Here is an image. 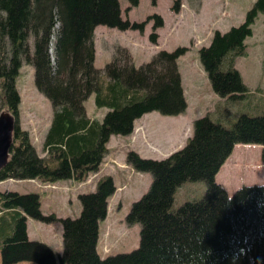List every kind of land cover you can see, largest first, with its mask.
I'll list each match as a JSON object with an SVG mask.
<instances>
[{"label": "trees", "instance_id": "trees-1", "mask_svg": "<svg viewBox=\"0 0 264 264\" xmlns=\"http://www.w3.org/2000/svg\"><path fill=\"white\" fill-rule=\"evenodd\" d=\"M127 2L126 10L139 0ZM177 6L175 2L171 10L176 12ZM261 13L264 0H255L241 24L214 32L209 44L198 50L210 88L220 98L240 100L249 94L234 60L245 55V39ZM147 20H153L152 29L163 25L156 14L141 22L122 20L117 0H0V113L5 111L14 120L0 182L83 181L97 172L108 153L110 136L129 135L134 120L148 112L164 116L184 112L176 66L184 48L160 51L138 68L120 67L116 59L102 69L93 67L96 26L142 34ZM148 39L155 43L157 36L151 33ZM22 64L33 67L34 86L53 110L43 140L44 157L38 156L28 132L19 125L15 84ZM90 95L96 108L108 109L101 121L90 120L85 113L83 103ZM220 113L223 121L209 115L195 119L184 147L165 159L126 154L133 170L151 176L148 190L125 216L127 225H139L138 248L103 259L98 256V224L115 192L112 178L101 176L93 192L77 195L81 210L73 219L44 215L37 194L0 192V264H264V185L241 186L228 195L215 181L235 144L261 145L264 166V106L261 115L240 114L230 127L224 124L228 111ZM185 181L204 182L205 194L171 210L174 192ZM28 218L61 225L60 256L27 239Z\"/></svg>", "mask_w": 264, "mask_h": 264}, {"label": "rangeland", "instance_id": "rangeland-1", "mask_svg": "<svg viewBox=\"0 0 264 264\" xmlns=\"http://www.w3.org/2000/svg\"><path fill=\"white\" fill-rule=\"evenodd\" d=\"M117 1L122 20H127L130 23L141 22L148 19V16L156 14L163 20V25L160 28L152 29L153 20H147L142 34L135 30L96 26L93 32V67L102 69L106 64L116 59V63H119L120 67L126 68L133 65L138 68L150 62L160 51L171 52L176 48H184L186 51L176 60L179 76L183 74L188 81L194 82L195 89L205 94L204 91L206 87L210 89V84L208 79H203L204 72L199 62L198 50L209 44L214 32L224 33L229 28L241 24L255 0H139L136 6L128 10H126L127 0ZM175 2L178 4L176 12L171 10ZM218 20L221 21L216 24ZM251 30L252 36L245 39L248 53L235 57L234 60V68L238 70L239 74L241 73L240 77L242 76L244 85L248 84L251 88L250 93L240 100H225L217 95L215 97L217 99L214 101H211L208 95L205 99L200 97L201 100L207 99L210 102H215L211 105V109L215 113L218 114L222 110L228 111L229 114L224 119V124L228 127L236 121L240 114L256 116L263 112L264 13L257 15ZM54 31L55 34L51 37L49 44L51 55L57 25L54 27ZM151 33H155L157 36L155 43H151L148 39ZM118 50H123V52ZM195 65L201 67L200 72L195 69ZM15 86L20 96L18 116L20 128L28 132L30 143L37 154L44 157L43 140L52 119L51 104L35 88L32 66L22 64ZM207 94L211 96V92H207ZM88 98L91 102L94 95H90ZM89 103L86 100L83 103L84 108ZM107 111L108 109L104 107L95 109L90 106L88 111L85 110V113L87 112L91 117L89 119L100 121ZM150 113H145L146 120H140L139 125L133 126L129 135L122 136L121 139H111L108 153L100 163V169L89 174L83 181L64 180L57 184H41L33 179H7L0 183V191L37 194L43 214L48 216L54 213L59 218L72 219L78 217L81 210L77 197L72 198V196H77L80 192H93L94 185L101 176L114 177L120 188L123 185V190L119 192L117 189L115 195L110 197V202H107L106 217L99 222L97 253L99 256H105L106 254L102 252H109L110 254L106 256H112L135 250L139 245V225H127L125 216L129 212L131 204L148 190L151 176L149 173L132 170L126 163V154L133 151L141 158L162 160L177 151L179 147L177 138L179 134L172 136L171 140L163 139L169 129L159 122L152 123ZM242 149H245V152L239 157L241 164L244 165L247 161L261 162V145L254 144V146ZM261 171L263 179L259 177L260 169H258L256 181L252 184H264V167ZM235 185L238 187H233L234 183H231L228 192L226 191L229 195L242 186L241 183L239 185L235 183ZM205 190V184L202 181L183 182L174 192L171 210L178 209L184 202L200 200L204 196ZM56 195H63L66 199L72 198L73 201L71 203L63 202L60 199L53 201L52 197L57 199ZM52 224L54 229L45 226L46 224H41L42 226L39 225L38 228L30 230V237L45 245L51 242L60 246L61 233L58 235L55 227L61 229V225L59 223ZM50 230H55L54 233L51 231L53 237ZM47 246L49 247V245ZM61 250L62 247L59 252ZM24 264L33 263L25 262Z\"/></svg>", "mask_w": 264, "mask_h": 264}, {"label": "crops", "instance_id": "crops-1", "mask_svg": "<svg viewBox=\"0 0 264 264\" xmlns=\"http://www.w3.org/2000/svg\"><path fill=\"white\" fill-rule=\"evenodd\" d=\"M220 21L221 20H218L216 24L220 23ZM245 44H246V42H245ZM247 49L248 48L246 46L245 55L248 53ZM195 69H198V71L200 72L201 67H199V65H195ZM203 74H204L203 79L206 80L207 76H206L205 72ZM180 78H181L180 82H181V87H182V91H183V96H184V99L186 102L185 111L183 113L175 115V116H163L157 112H151L149 115V116H151L150 121L152 123L153 122H156V123L159 122L160 124L165 125L166 126L165 128L169 129L165 133L166 135L163 139L171 140V139H173L172 136L179 134V137H177L178 141H179V143H178L179 147L177 148V150L182 148L186 144L187 139L192 136V122L195 119L200 118V117L204 116L205 114H208L209 117L214 121H218V120L223 121L222 120V113L217 114V113H215V111H212V109H211V105L214 104L215 102H210L207 99H206L207 101L201 100V99H205L206 95H208L210 97L209 99L211 101H214L217 99V98H215L217 96H216V94H213V91L211 90L210 85H209L210 89H207V87H206V89L204 91L205 94H203L202 92L198 91V89H195L194 88V82L188 81L187 77H184L183 74H182V76H180ZM241 78H242V76H241ZM245 85L247 86L249 93H250L251 88L248 86V84H245ZM195 90H197V91H195ZM207 92H211V96L209 94H207ZM200 97H201V99H200ZM87 102L88 103L90 102V98L87 99ZM89 104L91 107H94L95 109H97L94 105V98H92V101ZM89 104L85 107V110H87V111H88V107L90 108ZM99 109H101V108H99ZM86 115L88 118H91L90 116H88L87 112H86ZM142 116L139 117L138 119L134 120L133 126L139 125L140 120H146V118H147L146 115L144 114ZM121 137L122 136H110L108 143H107V149H109V144L111 143V139H115V138L121 139ZM249 146H254V145L235 144L231 154L225 160V162L219 168L218 172L215 175V181L219 185H221L222 188L225 189L227 192H228V189H229L231 183H234L233 187L236 186L235 183H237L238 185L240 183H241V185H251L252 183H254L256 181V176H257L256 171L258 169H260L259 177L261 179H263V172L261 171L262 164L260 162L253 163V162L247 161L244 165L240 163L239 157L244 155V152H245V149L243 150L242 148H244V147L248 148ZM248 154H250V153L248 152ZM39 156L42 157L43 155L40 154ZM99 169H100V166H99ZM112 179H113L115 187L119 186L117 184V182L114 180V177H112ZM236 187H238V186H236ZM80 193H83V192H80ZM114 195H115V193L112 195V197ZM74 197H76V196H72V198H74ZM52 198H53L52 199L53 201H58L59 199L63 202L68 201L71 203L73 201L72 198L66 199L63 195H56L57 199H55L54 197H52ZM110 199L111 198L108 199V203L110 202ZM41 224L45 225L43 223L36 222L32 219H29V218L27 219V221H26V226H27L26 233H27V239L29 241H35L34 238L30 237V230L38 228L39 225H41ZM45 226L51 227V229L53 228V224L45 225ZM55 230L57 231V234L60 235L61 229H59L58 227H55ZM55 230H50V234H52L51 235L52 237H53V233ZM51 231H53V233H51ZM98 238H99V236H98ZM48 243H47V245H49V247L57 255H59L61 253V251L59 252L61 244L59 246V245H55L54 243H51V242H48ZM97 249H98V242L96 245V250ZM100 257L103 258L105 256H100ZM24 263L25 262H20V264H24Z\"/></svg>", "mask_w": 264, "mask_h": 264}, {"label": "water", "instance_id": "water-1", "mask_svg": "<svg viewBox=\"0 0 264 264\" xmlns=\"http://www.w3.org/2000/svg\"><path fill=\"white\" fill-rule=\"evenodd\" d=\"M14 120L7 112L0 113V169L9 158Z\"/></svg>", "mask_w": 264, "mask_h": 264}]
</instances>
